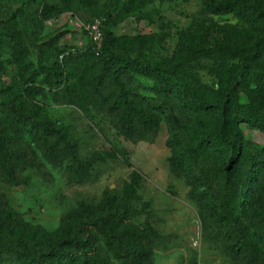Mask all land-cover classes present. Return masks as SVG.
<instances>
[{
  "label": "trees",
  "instance_id": "trees-1",
  "mask_svg": "<svg viewBox=\"0 0 264 264\" xmlns=\"http://www.w3.org/2000/svg\"><path fill=\"white\" fill-rule=\"evenodd\" d=\"M64 1L98 7L106 0ZM122 7L130 9L129 4ZM206 7L214 13L248 11L240 2L208 3ZM52 11L53 6L44 3L37 14L45 17ZM20 21L15 16L0 21V49H7L11 56L10 60L0 62V76L8 66L14 67L13 84L5 87L13 99L0 100L2 185L19 187L26 182L23 173L29 167L44 164L53 168L64 166L69 185L94 182L93 166L103 158H82L66 127L35 117L22 102L25 88L43 87L54 99L66 103H79L88 97L106 114L116 116L120 134L131 143L152 144L162 120L170 124V139L165 143L169 150L168 169L174 176L185 178L189 187L187 197L196 204L202 239L220 246L232 264H264V247L259 243L264 237V142L260 146L244 147L235 130L236 124L243 122L264 134V35L251 46L245 58L218 53L237 63L221 100L209 103L190 95L183 64L149 61L141 51L135 57L122 55L111 32L104 29L97 51L94 46L79 54L57 48L45 58L32 59L33 44ZM105 24L112 26L114 21L108 19ZM224 31L225 28L216 24H193L180 33L206 40L210 34ZM170 35L162 26L158 33L140 40L157 42ZM90 43L93 44L91 40ZM90 50L98 57L99 68L85 81L79 68ZM213 53L206 51L198 55ZM134 75L152 83L154 97L139 93L138 86L130 82ZM240 93L247 98L245 108L237 104ZM182 111L205 114L212 121H219L220 126L198 124L191 129L195 138L188 142L176 115ZM200 162L209 167L208 178L197 173ZM138 181V176L132 178L126 191L127 203L120 213L111 211L108 199L96 209L79 201L62 217L63 223L76 225L77 232L49 242L46 233L37 229L42 233L41 240L47 242L39 247L26 240L24 234L31 228L13 218L6 200L0 196V262L153 264L151 244L163 238L148 216L142 223L135 222L141 212L130 201Z\"/></svg>",
  "mask_w": 264,
  "mask_h": 264
},
{
  "label": "rangeland",
  "instance_id": "rangeland-1",
  "mask_svg": "<svg viewBox=\"0 0 264 264\" xmlns=\"http://www.w3.org/2000/svg\"><path fill=\"white\" fill-rule=\"evenodd\" d=\"M238 2L248 10L246 13L237 10L214 13L206 7L208 3ZM44 3L53 6V11L49 16L39 17L37 12ZM124 4H129L130 9H123ZM12 16L21 20V27L33 44L32 59L45 58L57 48L79 54L94 46L97 51L100 45L91 44L88 35L74 23L75 20L81 24L99 20L101 29L110 31L115 38L120 54L135 57L141 51L149 61L183 64L190 95L209 103L221 100L237 63L218 53L245 58L251 46L264 35V0H106L98 7L64 0H0V21L5 22ZM108 19H113L114 25L107 26ZM193 24H216L225 31L210 34L206 40L180 33ZM162 26L170 36L157 42L140 40L158 33ZM206 51L214 53L198 55ZM10 59L9 51L1 48L0 62ZM98 64L93 50L86 53L79 68L85 81L99 68ZM13 75L14 67L8 66L0 76V100L13 99L5 91L6 86L13 84ZM130 82L138 86L141 95L154 97L150 81L134 75ZM25 89L23 105L35 117L66 127L69 139L77 144L82 158H103L93 166L95 179L91 184L69 185L65 181L64 166L53 168L47 164L29 167L23 173L26 182L19 187L8 188L0 183V196L6 200L13 218L31 228L24 234L30 244L39 247L47 243L41 240L42 233L37 229L46 233L49 242L76 233V225L63 223L62 217L79 201L96 209L108 199L111 211L120 213L127 203L128 186L138 176L130 201L141 212L135 222L142 223L148 216L152 227L163 238L151 244L153 264H232L220 246L202 239L196 204L187 197L189 187L185 178L174 176L168 169L169 150L165 143L170 139V124L162 120L152 144L131 143L120 134L116 116L106 114L88 97L79 103H66L54 99L43 87ZM237 104L242 108L248 106L242 93ZM176 115L188 142L195 138L191 134L194 126H220L219 121L195 111ZM235 130L244 147L260 146L264 142V134L246 123H237ZM196 170L201 177L210 175L205 163H198ZM259 243L264 247V237Z\"/></svg>",
  "mask_w": 264,
  "mask_h": 264
},
{
  "label": "built area",
  "instance_id": "built-area-1",
  "mask_svg": "<svg viewBox=\"0 0 264 264\" xmlns=\"http://www.w3.org/2000/svg\"><path fill=\"white\" fill-rule=\"evenodd\" d=\"M74 26L79 30L85 31L94 45H100L102 40V29L99 20L88 24H81L78 20H75Z\"/></svg>",
  "mask_w": 264,
  "mask_h": 264
}]
</instances>
